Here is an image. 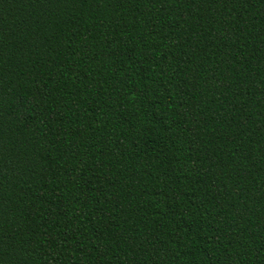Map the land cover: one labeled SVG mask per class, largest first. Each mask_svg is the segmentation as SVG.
Returning <instances> with one entry per match:
<instances>
[{
  "label": "trees",
  "instance_id": "trees-1",
  "mask_svg": "<svg viewBox=\"0 0 264 264\" xmlns=\"http://www.w3.org/2000/svg\"><path fill=\"white\" fill-rule=\"evenodd\" d=\"M0 264H264V0H0Z\"/></svg>",
  "mask_w": 264,
  "mask_h": 264
}]
</instances>
